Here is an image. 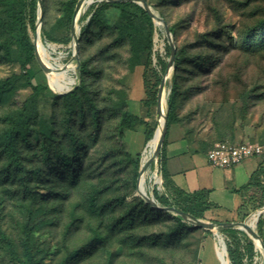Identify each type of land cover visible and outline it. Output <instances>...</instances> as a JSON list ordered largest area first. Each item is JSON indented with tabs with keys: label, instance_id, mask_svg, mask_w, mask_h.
Instances as JSON below:
<instances>
[{
	"label": "rangeland",
	"instance_id": "rangeland-1",
	"mask_svg": "<svg viewBox=\"0 0 264 264\" xmlns=\"http://www.w3.org/2000/svg\"><path fill=\"white\" fill-rule=\"evenodd\" d=\"M72 1L75 2V9L79 0H43L45 16L42 20L41 12L39 28V39L44 46L49 47L50 62L56 67L71 66L66 72V79L73 80V84L69 86L70 89L68 88L65 92H54L48 74L38 65L35 54L28 59V62L26 61L25 69L32 70L36 84L46 87L47 90L38 97L39 118L44 120L59 137L62 135L63 109L68 99L54 101L47 91L67 96L73 88L81 85L78 65L80 61L86 63L82 79L85 89L98 110L101 127L99 134L95 137L93 125L85 107V122L82 125L76 123L75 126L76 132L86 144V149L81 154L82 164L76 172V180H72L63 170L52 171L47 168L42 161L39 147L36 146L35 150L22 149L25 168L31 170L40 166L45 178V181L30 184L37 198L34 206H40L44 211H49L52 218L51 224L38 233L39 247L36 258L40 260V264H61L67 259H69L68 264H201L199 253L207 239L214 243V249L218 245V240L222 239L226 249L225 236L217 228L199 229L193 236H189L183 247L173 253L161 248L134 249L128 234L118 232L110 237L105 246H99L90 252L86 250L82 252L80 258L70 255L74 249L86 245L95 232L102 233L105 228L107 229L112 220L122 214L125 209L130 208L129 205L136 206L140 197L136 193L139 174L132 181L130 167L126 165L121 152L124 150L123 146L115 136L116 103L119 98L117 91H124L128 74L127 41L119 42L113 28L118 20L119 12L112 7L103 11L102 16L107 20L106 25H94L79 42L80 28L85 24V21L79 22L80 16L89 7L101 1L91 0L90 5L82 7V10L79 8L75 20L73 10L71 22L68 24L64 15L67 13L66 6ZM147 2L154 15L158 17L162 15L164 23L166 21V25L168 23L174 27L176 35L175 38L171 35L169 42L173 45L176 42L178 47L186 50V57L178 71L179 96L176 99V113L179 122L166 127V142L171 138H183L188 141L194 151L205 155L211 145L221 139L217 136V131L220 130L225 135L222 138L224 140H230L233 143L252 142L264 146V48L256 51L248 50L243 41L248 28L254 24L264 26V0L250 2L247 7H245V0H147ZM37 8L36 2V11ZM130 11L136 16L139 15L134 9ZM0 16H2L1 10ZM151 23L153 27L151 64L155 69L156 78L159 79L156 91L160 82L164 80L163 92L166 103L173 73V66L167 69L170 54H166V46L169 47V42L163 27L157 20L151 19ZM42 25L50 31L56 42H49L41 37ZM53 25H56V28ZM72 30L77 33L75 59L72 58L74 53ZM36 31L37 18L33 27L26 21V36L19 25L15 23L9 25L11 39L28 41L32 46ZM204 36L212 37L213 46L199 47V40ZM67 38L69 40L66 42ZM146 44V39L138 42L139 48L145 47ZM16 47L13 45V49L18 50ZM196 52L207 53V63L202 70H195L191 61V55ZM19 55L17 58L20 59L19 61L0 60V79L18 77L15 86L4 93L0 99V119L3 114L19 107L31 93L30 89L24 85L25 70L21 66V62L26 60L25 50H22ZM159 57L166 62L163 72L157 60ZM147 79H149L147 86L150 89L154 76L148 72ZM130 108L133 111L131 106ZM166 110L167 104H164L165 115ZM217 113L221 114L222 123L212 122V115ZM217 116L219 118V115ZM158 121L153 108L148 123L151 127H156ZM1 127L2 123H0ZM143 131V126L139 125L127 132L123 140V144L131 153L140 152V164L148 143V141L144 143ZM162 146L158 156L146 169L145 193L152 198L153 188L162 192L160 184L162 179L159 173V156ZM254 158L259 161L260 170L256 178L259 184H253L245 194L246 213L248 212L246 217L241 219L239 216L233 222H243L252 213L264 207L263 205L254 209L264 197V191H262L264 190V153ZM153 173H156V178ZM8 191L10 189L5 188L4 193ZM92 193H96L97 196L93 211L89 207V197ZM0 195L4 194L1 192ZM20 196L18 199L7 196V199L4 195L2 227L12 237L18 236L24 208L30 203V199L20 198ZM162 215L166 218L178 216L168 211ZM263 217L264 212L254 224L253 230L257 235V224L259 219L263 221ZM198 219L210 223L219 221L210 211H206L204 217ZM162 229V225L159 224L153 232ZM260 231L261 237L258 236L262 241L264 221ZM196 244H198V251L194 254ZM255 249L258 256L254 258V263L264 264V251L257 247ZM225 255L227 263L230 264L227 251ZM216 259H218L217 256ZM0 264L18 263L12 261L7 252L0 248Z\"/></svg>",
	"mask_w": 264,
	"mask_h": 264
},
{
	"label": "trees",
	"instance_id": "trees-1",
	"mask_svg": "<svg viewBox=\"0 0 264 264\" xmlns=\"http://www.w3.org/2000/svg\"><path fill=\"white\" fill-rule=\"evenodd\" d=\"M147 4V0H144ZM256 0H245V7L250 5V2ZM37 0H0V49L2 54L0 60H20L17 59L19 53L25 50L26 60L21 62L22 68L25 70L23 75L24 85L28 87L31 93L25 98L21 105L7 113L3 114L0 123V194L18 199H30V203L24 208L23 220L19 224L18 236L12 237L2 227L4 220V195H0V248H3L10 259L18 264H40L38 260V233L42 228L51 224L52 218L49 211H44L40 206L35 207L37 202L36 194L31 189V183L45 181L44 175L40 170L41 167H36L31 170L25 168L22 157V149L35 150L39 147L42 161L47 168L52 171L63 170L69 175L72 180L77 179V170L81 167V154L86 149V144L75 130L76 123L83 124L85 122V107L90 116L93 125V134L95 137L100 131V120L98 110L96 109L92 98L85 89L82 79V73L85 71L86 63L80 61L78 68L80 71L81 85L73 88L67 96L52 94L47 91L54 101L68 99L65 103L62 115V135L58 137L53 129L47 125L44 120L39 118L38 113V97L47 90L46 87L36 84L33 80L34 74L31 69L26 68V61L34 55L33 46L28 41L11 39L9 35V25L15 23L20 26L24 36H26V21L33 27V23L37 18L36 11ZM42 2V20L45 16V8ZM75 2H69L66 6L67 13L64 17L68 24L71 22ZM118 10V20L113 28L116 32L119 42L127 41L128 58L127 78L124 84V91H117L119 98L117 100V122L115 127V136L121 141L124 150H121L123 158L127 166L130 167L132 181L138 176L140 168V152L132 154L124 144L123 139L125 134L134 130L137 126H143L144 143L152 138L155 127H151L148 123L151 110L156 106V86L159 79L156 78L155 69L151 64V38L153 27L151 19L144 9L138 4L132 2L107 3L100 2L89 7L88 10L79 18V22L85 21V24L80 28L78 41L89 32L94 25L105 26L107 20L102 16L103 11L108 8ZM134 9L139 13L136 16L130 10ZM161 18L162 15H160ZM164 20V18H163ZM166 23V21H165ZM56 28V25H53ZM170 34L175 38L176 32L174 27L168 25ZM53 27V28H54ZM212 36V35H211ZM204 36L199 40V47L208 45L213 46L212 37ZM41 37L49 42H56L51 36L50 31H47L44 25L41 26ZM142 39L147 40L145 47L139 48L138 42ZM69 38L66 39V42ZM244 44L248 50H261L264 48V26L254 24L246 31L243 37ZM16 45V49H13ZM174 64L173 73L170 82V92L166 101V125L179 122L176 113L177 102L179 96L178 71L180 70L181 62L186 57V50L183 47H178L174 44ZM166 54H170V49L166 46ZM194 69L202 70L206 64L207 53L196 52L191 55ZM160 69L163 72L166 67V62L160 57L157 59ZM136 67L143 68V85L145 90V99L142 101V106L146 110V120L131 114L127 108L128 98V79ZM150 72L154 76V81L148 88L147 74ZM18 80L17 76L0 79V99L2 95L10 91ZM246 109V108H245ZM222 113V112H221ZM219 115V118L218 116ZM212 115L213 123H222L220 113ZM217 136L221 137L219 141L233 143L230 140H224V134L218 130ZM186 140V139H185ZM188 142V141H187ZM166 144V135L163 141V146L159 156V173L162 179V192L153 188L152 195L160 208L173 207L178 211L187 213L195 218H203L206 211H210L213 206L204 199L196 195L187 194L176 187L171 180L165 166L164 147ZM214 144V143H213ZM207 150V152L212 148ZM206 152V153H207ZM206 155V154H205ZM258 168L251 174L249 182L241 189L243 191L242 204L239 206V215L241 219L245 218L246 213V193L253 184H259L256 180ZM5 188L10 189L8 193H4ZM263 188V187H261ZM264 191V190H262ZM8 199V198H7ZM90 210L95 209L97 200L96 193H92L89 197ZM137 204V205H136ZM136 206L129 205V209H125L122 214L111 221L107 229L102 233L95 232L86 245H82L78 249H74L70 255L81 257L82 252L95 250L99 246H105L110 237L116 233L123 232L128 234L132 248L141 249H158L161 248L170 253L175 252L183 247L189 236H193L199 229L191 223L183 221L180 216L164 217L166 214L160 208H156L145 202L141 197L138 198ZM264 205V197L258 206V209ZM132 206V207H131ZM102 207L100 208V210ZM264 221V217H263ZM263 221H258V235L261 237V227ZM221 221H214L220 223ZM159 224L163 229L153 232ZM225 236V244L227 258L230 264H256L254 258L258 253L251 239L241 230L232 227L218 228ZM149 232V233H145ZM264 243V238H263ZM198 251V244L194 247V254ZM69 259L61 264H68Z\"/></svg>",
	"mask_w": 264,
	"mask_h": 264
},
{
	"label": "crops",
	"instance_id": "crops-1",
	"mask_svg": "<svg viewBox=\"0 0 264 264\" xmlns=\"http://www.w3.org/2000/svg\"><path fill=\"white\" fill-rule=\"evenodd\" d=\"M142 74L143 68L136 67L128 79L127 108L131 114L146 120V110L142 106L145 99ZM164 156L166 170L176 187L210 203L213 206L210 212L215 219L222 222L236 221L238 208L245 199L241 189L259 166L256 158L246 159L230 169L213 168L208 164L206 155L194 151L183 138L169 139L164 147ZM199 254L201 264H220L217 261L219 259H216L214 243L209 239L205 241Z\"/></svg>",
	"mask_w": 264,
	"mask_h": 264
},
{
	"label": "water",
	"instance_id": "water-1",
	"mask_svg": "<svg viewBox=\"0 0 264 264\" xmlns=\"http://www.w3.org/2000/svg\"><path fill=\"white\" fill-rule=\"evenodd\" d=\"M81 1H83V0H79L78 3L75 6L74 17H73L74 20H75V17L77 16V13L79 11V8H80V5H81ZM98 1L107 2V3L132 2V3L138 4L139 6H141L144 9V11L148 14V16L151 19L157 20L158 24H160L163 27L164 34H165V37L168 40V42L171 40V34L169 32L168 26L164 23L162 18L154 15L151 12L149 6L147 5V3L144 0H98ZM37 3H38V8H37V31H36L35 39L39 37L40 18H41V0H37ZM76 34L77 33L74 30H72L71 35H72L73 46H74V53H73V56H72L73 59H75L76 50H77V35ZM33 46H34L35 59H36L38 65L40 66V68L44 72H46V68L43 66V64L40 62V60L37 57V54H36V51H35L34 42H33ZM169 49H170V55H169V59H168V63H167V69L171 68L173 66V64H174L175 48H174V45L172 43H170V42H169ZM163 85H164V80H162L160 82L159 87H158V91H157V94H156V106H155V116L156 117L161 113L160 96H161V92L163 91ZM163 118H164L163 129H162V133H161V136H160L156 151H155L153 157L151 159H149L148 162H146L144 165L140 164V168H139V172H138L139 175H140L141 172L145 171L150 166V164L153 161V159L155 157H157L158 154H159L160 147L162 146L164 138H165L166 127H167V125H166V115L165 114H164ZM136 193H137L138 196H140L145 202H147L151 206L156 207V208H160L159 205L157 204V202L152 197L148 196L146 193H138L137 187H136ZM160 209H162L164 211L172 212V213L180 216L185 221H187V222H189V223H191V224H193L195 226H198L200 228L206 229V230H212V229H215V228L218 229V228H223V227H232V228H236L238 230H241L251 239L254 247H257L256 244H255V241H254V239H257L259 241V245H260L259 248H261L264 251L263 242L260 240V238L257 235V233L253 229L249 228V226L246 225V223H245L246 219L243 222L210 223V222H204V221H202V220H200L198 218H195V217H193V216H191V215H189L187 213L178 211L177 209H175L173 207H163V208H160ZM262 212H264V207H262L261 209L256 211L257 218L260 216V214ZM225 251H226V249H225Z\"/></svg>",
	"mask_w": 264,
	"mask_h": 264
},
{
	"label": "bare ground",
	"instance_id": "bare-ground-1",
	"mask_svg": "<svg viewBox=\"0 0 264 264\" xmlns=\"http://www.w3.org/2000/svg\"><path fill=\"white\" fill-rule=\"evenodd\" d=\"M90 4H91V0H83L81 2L80 9ZM34 44H35V51H36L37 57L40 60V62L43 64V66L46 68L48 79H49L50 85L52 89L54 90V92L67 91L69 86L73 84L72 79H66V72L71 68V66L56 67L54 64H52L48 58V48L49 47L44 46L41 40L39 39V37L34 40ZM163 91L161 92V96H160L161 113L156 117L159 121L157 122V125L155 127V132L152 138L148 141L147 146L145 150L143 151L142 162H141L142 165H144L146 162L149 161V159L153 157L156 151V148L158 146L161 133H162L163 124H164V118H163L164 117V104H166L165 94ZM145 176H146V170L141 172L138 177V181H137L138 193H145V188H144ZM153 176L156 178V173H153ZM256 220H257V213L254 212L247 218L245 223L247 226H249V228L253 229ZM221 240H218V245L216 247V254L220 261V264H228L227 263L228 261L225 258L226 257L225 247ZM254 241H255L257 248H259L260 247L259 241L257 239H254Z\"/></svg>",
	"mask_w": 264,
	"mask_h": 264
},
{
	"label": "built area",
	"instance_id": "built-area-1",
	"mask_svg": "<svg viewBox=\"0 0 264 264\" xmlns=\"http://www.w3.org/2000/svg\"><path fill=\"white\" fill-rule=\"evenodd\" d=\"M263 153L264 146L257 143L217 141L206 153V160L213 168L230 169L240 165L246 159L258 157ZM160 184L162 186V183Z\"/></svg>",
	"mask_w": 264,
	"mask_h": 264
}]
</instances>
